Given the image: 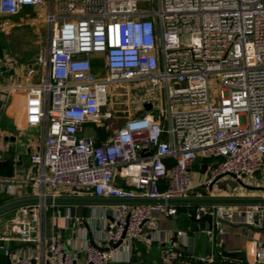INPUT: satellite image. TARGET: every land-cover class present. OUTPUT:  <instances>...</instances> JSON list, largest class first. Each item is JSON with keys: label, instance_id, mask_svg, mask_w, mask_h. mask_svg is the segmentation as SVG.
<instances>
[{"label": "built area", "instance_id": "obj_1", "mask_svg": "<svg viewBox=\"0 0 264 264\" xmlns=\"http://www.w3.org/2000/svg\"><path fill=\"white\" fill-rule=\"evenodd\" d=\"M29 7L46 10L44 72L39 84L13 89L25 126L44 131L30 158L38 203L14 209L10 233L0 234L5 253L11 244L27 246L12 264H76L77 252L83 264L117 262L120 248L131 251L160 218L177 216L176 207L88 205L80 215L45 200L186 199L198 159L212 162L202 186L249 180L259 189L238 185L232 199L264 201V0H0V16ZM85 125L103 133L100 142L96 133L82 135ZM5 193L14 195L10 187ZM192 210L195 219H212L210 238L223 234L219 220L264 229V203ZM182 257L181 248L165 249L160 264ZM253 261L264 264V246Z\"/></svg>", "mask_w": 264, "mask_h": 264}, {"label": "crops", "instance_id": "obj_2", "mask_svg": "<svg viewBox=\"0 0 264 264\" xmlns=\"http://www.w3.org/2000/svg\"><path fill=\"white\" fill-rule=\"evenodd\" d=\"M33 11L42 12L43 14L46 12L45 8L36 7H33ZM21 13L30 12H28V8H25L21 10L19 15ZM3 57H0V72H11L7 60ZM43 131L42 126L35 128L25 126L23 105L17 122L11 124L6 119L0 127V163L10 161L12 164L11 176H0V181L4 185L3 188L0 187V199H9L8 203L22 199H36L37 189L33 185L32 178L36 176L38 169L30 163V158L42 149ZM84 137L88 136L85 135ZM211 163L210 160L200 159L194 162L191 169L192 190L186 199H232L234 197V193L238 191V186H233L231 190L221 189L220 186L215 187V183L211 188L202 186L208 177L206 167ZM194 171H196L195 174ZM226 178L227 181L234 183L232 178L225 177L223 179ZM243 183L249 185L248 187L254 184L249 180H243ZM8 187L12 189L14 195L9 196L5 193ZM34 205L36 204L27 206ZM69 206H71L73 213L80 215L88 214L91 208V205ZM174 206L178 212L177 216L160 218L158 229L155 232H147L136 238L133 241L131 251L127 248H120L118 250V261L113 264H160L163 251L169 248L182 249L183 257L177 264H263L254 262L253 254L257 249L264 246V233L253 232L242 227L231 228L222 225L223 234L220 236L217 232H214L212 238H210L204 231L214 227L213 221L209 224L205 220L193 218L192 209L195 207L194 205ZM13 212L14 209L0 214V234L10 233L13 224ZM189 212L191 217L187 215ZM8 217H11V219L10 223L6 225L4 222ZM45 221L47 225L46 218ZM52 223L50 217V226ZM232 224L238 225L240 223ZM178 232H184L185 235L178 236ZM81 234L84 235V232ZM61 238L64 239V237ZM16 246L19 245L11 244L8 250ZM24 253L25 249L16 252V255L13 256L14 260L19 256H23ZM222 253H237L238 258H224ZM13 257H11L12 262ZM76 259V264H83L84 256L81 252L76 253Z\"/></svg>", "mask_w": 264, "mask_h": 264}, {"label": "rangeland", "instance_id": "obj_3", "mask_svg": "<svg viewBox=\"0 0 264 264\" xmlns=\"http://www.w3.org/2000/svg\"><path fill=\"white\" fill-rule=\"evenodd\" d=\"M28 12L30 13H21L17 17L0 16V44L2 46L0 57L4 56L3 58L7 60L11 70V72H0V127L6 119L11 124L18 121L23 99L20 90L13 88L39 84L44 72L43 64L48 50V33L44 23V14L42 12H34L32 7L28 8ZM96 70L100 75H103L102 69L97 68ZM30 71L32 73H29ZM134 89L141 90L142 85L139 84ZM118 107L119 110H124L122 105ZM152 113L156 114L157 112L152 111ZM122 123L123 118L113 121L111 130L115 131ZM83 131L84 136H89L94 135L96 129L92 125H85ZM195 173L196 171H194ZM256 178L258 179L259 176ZM239 182L240 180H234L232 184V182L227 181V178H222L221 181L215 182L214 186H220L224 190H231L233 186H238ZM50 217L51 209L46 214L48 236H50ZM10 219L11 217H8L4 224L8 225ZM70 234L71 230L68 228V231L62 233L61 237L67 239ZM14 255L16 253L12 254L11 257ZM0 264H6L5 252L1 250Z\"/></svg>", "mask_w": 264, "mask_h": 264}, {"label": "water", "instance_id": "obj_4", "mask_svg": "<svg viewBox=\"0 0 264 264\" xmlns=\"http://www.w3.org/2000/svg\"><path fill=\"white\" fill-rule=\"evenodd\" d=\"M146 110L150 109V106H145ZM239 186H241L244 189L247 190H256L259 188H252L244 185L242 182H239ZM83 191H81L82 193ZM38 200L37 199H22V200H16L13 202H9L7 204H4L0 206V214L5 213L7 211L31 205V204H37ZM46 204H56V205H74V206H79V205H103V204H108V205H114V204H120V203H128V204H163L167 203L170 205H184V204H189V205H194V206H201V205H245V204H256V203H264V201H259V200H242V199H178V200H129V201H122V200H116V199H94V198H58V199H51L48 198L45 200ZM201 220L207 221L209 224L212 223V219L209 216H203ZM219 222L222 225L229 226L231 228H247L253 232H262L264 233V229H258L253 226H248L246 224L240 223L238 225H233L232 223L226 222L219 220ZM88 233V238L90 241V244L95 247L93 244L91 238V232L89 228L84 225L82 226ZM120 245V242L117 243L116 245L113 246V248H117ZM27 246L26 245H19L13 248H10L6 253H5V259H6V264H12L11 256L12 254L25 249ZM99 250H102V248H97ZM222 257L224 258H229V259H237L238 254L237 253H222Z\"/></svg>", "mask_w": 264, "mask_h": 264}, {"label": "trees", "instance_id": "obj_5", "mask_svg": "<svg viewBox=\"0 0 264 264\" xmlns=\"http://www.w3.org/2000/svg\"><path fill=\"white\" fill-rule=\"evenodd\" d=\"M2 52V46L0 44V56ZM96 134L98 135V141L103 137V133L100 130H96ZM12 173V164L10 161H4L0 163V176H11ZM9 199H0V206L8 203Z\"/></svg>", "mask_w": 264, "mask_h": 264}]
</instances>
